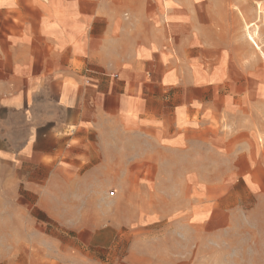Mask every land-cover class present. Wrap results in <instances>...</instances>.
Here are the masks:
<instances>
[{
    "label": "crops",
    "instance_id": "crops-1",
    "mask_svg": "<svg viewBox=\"0 0 264 264\" xmlns=\"http://www.w3.org/2000/svg\"><path fill=\"white\" fill-rule=\"evenodd\" d=\"M258 10L253 0H0L3 188L39 195L81 179L89 206L97 180L142 163L144 190L185 198L172 206L182 218L134 221L177 244L137 261L264 264ZM79 225L112 242L120 226L102 213Z\"/></svg>",
    "mask_w": 264,
    "mask_h": 264
},
{
    "label": "rangeland",
    "instance_id": "rangeland-1",
    "mask_svg": "<svg viewBox=\"0 0 264 264\" xmlns=\"http://www.w3.org/2000/svg\"><path fill=\"white\" fill-rule=\"evenodd\" d=\"M253 1L259 5V30L264 26V3ZM252 27L250 31L256 36V26L254 30ZM257 37L264 38V34ZM142 171V163L121 162L118 177L97 180L98 190H93L89 206L85 203L86 190H80L81 179L71 180L75 190H42L39 195L5 190V182L0 179V264H142L139 261L145 254L151 262H158L162 249L177 247L175 240L162 243L159 234L134 232L137 228L131 225L137 220L182 218L183 213L172 210V206L184 201L185 195L169 194V190L149 193L144 190L147 180L142 178ZM111 192H115V203L103 204ZM44 204L51 205L60 217L56 220ZM101 213L105 219H119V231H114L118 237L113 242L107 230H101L108 232L103 240L92 239L87 227L79 225ZM71 222L79 226H68Z\"/></svg>",
    "mask_w": 264,
    "mask_h": 264
},
{
    "label": "bare ground",
    "instance_id": "bare-ground-1",
    "mask_svg": "<svg viewBox=\"0 0 264 264\" xmlns=\"http://www.w3.org/2000/svg\"><path fill=\"white\" fill-rule=\"evenodd\" d=\"M251 27H252L251 25L248 27V35H249L250 40H251L252 42H256V40H255V38H254L255 35H253V34L251 33V31H250V28H251Z\"/></svg>",
    "mask_w": 264,
    "mask_h": 264
},
{
    "label": "built area",
    "instance_id": "built-area-1",
    "mask_svg": "<svg viewBox=\"0 0 264 264\" xmlns=\"http://www.w3.org/2000/svg\"><path fill=\"white\" fill-rule=\"evenodd\" d=\"M110 195L113 196L114 195V192H111Z\"/></svg>",
    "mask_w": 264,
    "mask_h": 264
}]
</instances>
